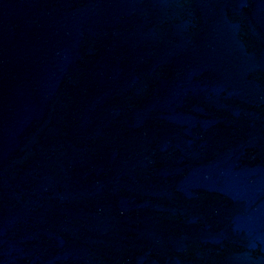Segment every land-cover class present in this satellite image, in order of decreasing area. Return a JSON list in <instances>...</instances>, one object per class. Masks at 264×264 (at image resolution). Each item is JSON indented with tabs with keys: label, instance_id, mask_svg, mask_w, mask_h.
<instances>
[{
	"label": "water",
	"instance_id": "95a60500",
	"mask_svg": "<svg viewBox=\"0 0 264 264\" xmlns=\"http://www.w3.org/2000/svg\"><path fill=\"white\" fill-rule=\"evenodd\" d=\"M0 264H264V0H0Z\"/></svg>",
	"mask_w": 264,
	"mask_h": 264
}]
</instances>
